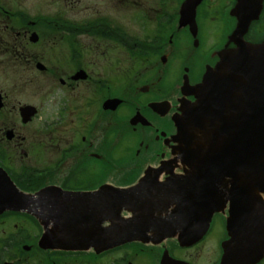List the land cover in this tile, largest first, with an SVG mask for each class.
Wrapping results in <instances>:
<instances>
[{
	"label": "flooded vegetation",
	"instance_id": "af4514ba",
	"mask_svg": "<svg viewBox=\"0 0 264 264\" xmlns=\"http://www.w3.org/2000/svg\"><path fill=\"white\" fill-rule=\"evenodd\" d=\"M185 1L0 0V64L19 65L20 52L28 45L42 44L46 53V70L38 69L40 61H32L37 72L46 73L45 125L23 135L14 123L19 103L9 104L0 87L5 99L2 114L14 118L12 125L0 127V150L13 160L1 161L23 191L43 193L32 203L35 212L46 215L58 199L57 204L93 201L87 210L93 214L99 199L111 202L109 194H95L106 184L133 186L148 169H161L162 183L169 172L182 173L165 163L171 161L170 137L177 130L173 118L183 87L201 83L220 61L219 54L236 48L230 37L238 24L239 4H259L204 0L195 17L188 15L183 24ZM246 39L264 41V0L260 19ZM112 100L119 101L116 109L108 107ZM9 129L15 131L12 141L6 140ZM115 151L122 161L115 160ZM19 157L32 162L16 164ZM249 178L253 180L240 176L237 183L235 264H248L240 261L248 254L252 264H264V194L259 195L253 182H242ZM230 211L228 201L194 245L168 238L160 245L132 243L100 254H44L38 248L44 232L39 221L27 213L10 212L17 214L18 224H9L12 232L4 238L6 232L0 230V264H228ZM4 223L0 220L1 226Z\"/></svg>",
	"mask_w": 264,
	"mask_h": 264
},
{
	"label": "water",
	"instance_id": "95a60500",
	"mask_svg": "<svg viewBox=\"0 0 264 264\" xmlns=\"http://www.w3.org/2000/svg\"><path fill=\"white\" fill-rule=\"evenodd\" d=\"M201 1L188 0L182 15L188 13V2L196 3L195 12ZM246 9L238 30L232 36V40L238 44V49L227 52V57H223L214 69L208 71L200 85L188 88L186 94L193 96L195 102L183 106L181 114L175 119L178 135L174 138L177 146L173 155L183 161L181 166L186 175L176 177L164 185L156 186V182L149 183L144 179L130 189L111 190V202L107 204V198L99 199V208L92 214L94 219L87 222L89 225L86 224L89 235H85L82 230L71 224L70 212L55 209L57 220L52 221L53 228L47 229L44 235L41 242L44 249L86 250L93 247L100 253L134 241L160 243L178 233H181L180 240L196 242L203 236L204 228L186 227L190 224L199 225L202 222L200 218L211 215L214 209L218 210L223 206L220 201L235 199L238 176L253 175L258 192H264V110L263 114L259 115L256 107H264V42L249 45L240 41L252 19L260 12L255 6ZM228 157H234V164L230 165L228 161L220 171L227 166L226 169L216 180L219 183H223L225 177L233 180V187L228 194L220 198L213 187L206 192L194 184L198 176L210 173L211 164L219 166ZM214 175H218V172ZM187 189L189 192L198 191L195 197L201 201L205 197L209 199L199 208L201 211L192 212L187 217L180 215L179 219H174L176 226L164 217L159 218L166 208L182 206L176 199ZM42 196L43 193L38 195ZM216 198L219 199L218 203L214 202ZM33 199V196L22 194L0 168V215L7 210L31 211L29 207ZM53 201L55 203L48 207L46 212L59 203L58 199ZM101 206L104 208L101 209ZM90 209L89 207L86 210ZM123 212L132 216L123 218ZM64 213L71 217L68 223L61 220ZM35 214L48 223L47 213ZM192 214L198 215L197 218L193 219ZM144 218L157 221L143 227ZM231 218H235L234 211ZM107 220L111 225L103 229L102 224ZM155 229H159L161 233ZM148 232L152 234L149 238L145 235ZM96 234L110 235L111 238L104 239V236L99 235L95 239ZM79 237L84 239L81 244L77 243Z\"/></svg>",
	"mask_w": 264,
	"mask_h": 264
},
{
	"label": "rangeland",
	"instance_id": "374dc122",
	"mask_svg": "<svg viewBox=\"0 0 264 264\" xmlns=\"http://www.w3.org/2000/svg\"><path fill=\"white\" fill-rule=\"evenodd\" d=\"M28 46L30 49L31 45ZM28 50L20 52V59L18 62L19 65L10 66L6 64H0V87L9 96V104H12L14 101H19V103L22 105L28 104L44 107L41 118L35 124L24 128L20 120L17 121V126L19 128L21 127V129L26 133L31 127H40L42 122L46 119V90H43L46 89V86H43L46 85V73L41 74L37 72L35 66L32 65V61L38 60L46 66V53L44 54L42 44L31 48L29 51ZM12 71L14 72V76L11 75ZM13 120L14 118L11 117L10 119L8 114H3L0 118V123L2 122V125H12ZM113 154L117 158L115 159L116 161H122V159L117 157L116 151ZM23 162L24 164L30 163L32 162V159L31 161H25L22 159L20 162H18V164H22ZM115 181L117 180L115 179ZM10 223L14 224L17 222H15L14 219V221L8 222L6 225H0V230L6 232L5 234L3 233L4 235L12 232V226L8 225ZM29 229L28 230L30 232L32 231L33 233V228L29 227ZM3 234L1 235L2 238L5 237Z\"/></svg>",
	"mask_w": 264,
	"mask_h": 264
},
{
	"label": "bare ground",
	"instance_id": "6f19581e",
	"mask_svg": "<svg viewBox=\"0 0 264 264\" xmlns=\"http://www.w3.org/2000/svg\"><path fill=\"white\" fill-rule=\"evenodd\" d=\"M242 16L244 17V15H242ZM248 32H249V30L244 31L243 38L241 36L240 41H242L245 44L256 45V43H251V42H249L246 39V35L248 34ZM231 51H234V50H231ZM207 97H208V92L206 91V99H207ZM188 101H191V100L186 97L182 101V104L185 103V102H188ZM256 107L258 109L257 112L259 113V115L263 114L262 110H264V107H260L258 105ZM249 129H250V127L248 128V130ZM240 142H242V141H240ZM233 158L234 157H228L227 158L228 160L224 159L222 161L223 164L221 163L222 165L221 164H220L221 166L219 165L220 167L218 165H216V164L213 165V166L211 164L210 173L209 174H204L202 176H198V180L194 184L198 188H201L203 191L209 192L212 189V187L214 186V184H215L217 178L219 177V175H221V173L226 169L227 166L222 171H220V169L222 167H224V165H226V163L228 161L230 162V165H233L234 164ZM205 168H204V170H205ZM216 172H218V175H214ZM174 179H176V176H175L174 173H171L169 178L167 179V181H171V180H174ZM153 182H156V186H158V181L157 180H154ZM181 193L182 194H180V197H178L176 199V202H180L182 204V206L180 208H178L168 218L169 223H171L172 225H175V226H176V224H175L174 219H179L180 215H183L185 217L189 216L190 213L197 211L199 208H201L204 205V203H207L208 200H209V199L207 200L206 197L203 199V201H201L200 198H196L195 195L198 193V191H192L191 190L189 192V190L187 189V191L183 190V192H181ZM176 202L174 203V205L176 204ZM92 206H94V202L93 201H85V202L78 201L76 203L74 201L61 200L60 204H57L56 206L51 207L50 209H48V211L46 213L49 216L50 220L56 221L57 219H56V216L54 214L55 213L54 212L55 209L68 210L72 214L71 224H73L74 226H76L77 228L82 230V232H84L85 235H89L90 233L86 231L87 225H89L87 222L90 221V220H93L94 216L92 214H90L86 209L89 208V207H92ZM207 206L209 207L210 205H207ZM166 209H168V208H166ZM158 212H161V211H158ZM167 214H168V212L166 210L165 211L163 210L160 213V217L159 218L162 219ZM192 215H193V217H192L193 219L197 218L194 214H192ZM70 219H71V217H69V214H67V213H64L63 216L61 217V220L63 222H67V223L69 222ZM156 221H154L153 219L144 218L143 219V223H144L143 227H146V226H149L151 224H154ZM235 223H236V217L235 218H231V227L232 228L235 226ZM156 226H157V224H156ZM90 229H92V228L90 227ZM155 230H157L159 233H161V231L159 229H155ZM99 235L104 236V239L111 238L110 235H103V234H96L94 236V238L95 239L98 238L97 236H99ZM145 235L148 238H149V236H152V234L150 232L146 233ZM83 242H84V239L79 237L78 240H77V243L81 244ZM132 243H138V244H142V245H152V246H154V245H159L161 242L160 243H154V242L151 241L149 243H145V242H141V241H134V242H130V243H127V244H132ZM111 250H115V248H111Z\"/></svg>",
	"mask_w": 264,
	"mask_h": 264
}]
</instances>
